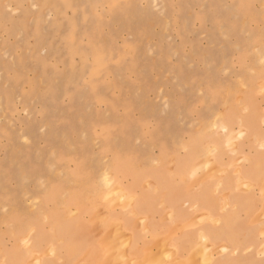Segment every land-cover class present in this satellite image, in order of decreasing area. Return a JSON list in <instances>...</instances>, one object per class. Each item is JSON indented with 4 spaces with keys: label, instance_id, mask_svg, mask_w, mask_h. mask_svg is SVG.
<instances>
[{
    "label": "rangeland",
    "instance_id": "374dc122",
    "mask_svg": "<svg viewBox=\"0 0 264 264\" xmlns=\"http://www.w3.org/2000/svg\"><path fill=\"white\" fill-rule=\"evenodd\" d=\"M96 52L104 56L99 68ZM263 55L264 0H0V264H25L28 249L61 264H85L67 257L75 251L68 242L80 246L89 235L100 240L104 218L112 227L121 222L114 228L125 236L111 239L115 246L119 237L122 249L113 246L99 260L105 263L112 251L116 259L111 253L107 261H127L123 216L146 220L134 213L141 192L167 207L164 193L186 184L189 146L196 156L211 149L193 172L222 175L225 168L212 167L227 152L243 180L242 145L250 137L243 119L256 113L264 125ZM110 167L117 174L111 173L112 185L117 180L134 194L130 204L111 184L110 192L103 188ZM256 187L264 204V186ZM97 190L109 192V205H99L96 219L76 198ZM55 212L68 230V246L59 251L44 241L54 239L44 234L54 231L46 215ZM203 238L190 264L212 263L214 252L237 255ZM155 240L139 264L146 258L147 264L177 263L165 239ZM255 250V264L264 263V239Z\"/></svg>",
    "mask_w": 264,
    "mask_h": 264
},
{
    "label": "crops",
    "instance_id": "0c3cea01",
    "mask_svg": "<svg viewBox=\"0 0 264 264\" xmlns=\"http://www.w3.org/2000/svg\"><path fill=\"white\" fill-rule=\"evenodd\" d=\"M259 116L256 113L246 116L252 117V122L247 125L250 137L242 145L243 153L248 158L240 167L243 180H240L236 173L237 168L232 164V156L226 155L225 152V154L221 153L217 166L212 167L225 168V173L215 175L211 169L193 172L195 168L188 173L186 184L182 189H171L167 192V207H159L158 197L154 199L149 193L141 192L140 196L138 195L136 200L142 197L145 200L137 205L136 211L137 214L146 217V220L141 223L140 217L135 215L123 216L122 225L129 231L128 234L126 233L129 237L126 256L129 257L127 256L128 263L121 261L118 264H134L132 260L143 257V253L154 243V239L164 237L167 233L171 238H167L170 237L168 234L169 236H165L164 239L168 240L167 243L174 256L173 260L177 263L162 264H190L187 258L192 249L203 242L204 236L217 247L225 243L234 254L237 253V255H216L214 252V261L204 264L256 263L258 251L255 249L264 239L261 235V231L264 230L263 195L258 194L256 187L260 184L264 186V149H260L258 145L259 141L263 140L261 137L264 136V125H261ZM245 184L255 187L242 188ZM98 242V238L89 235L87 240L84 238L80 243L79 249H75L72 254L67 251V257H75L74 260L80 257L79 259L85 264H90L91 260V264H99V258H103L105 253ZM245 249H250V254H242ZM61 256L65 257L63 253ZM185 257L186 260L178 261Z\"/></svg>",
    "mask_w": 264,
    "mask_h": 264
},
{
    "label": "bare ground",
    "instance_id": "6f19581e",
    "mask_svg": "<svg viewBox=\"0 0 264 264\" xmlns=\"http://www.w3.org/2000/svg\"><path fill=\"white\" fill-rule=\"evenodd\" d=\"M92 50L93 51H99V49L97 48V47H93L92 48ZM94 53V52H93ZM98 54V55H97ZM97 55V56H96ZM96 67H100L101 65H103V63H104V56H101L102 54H99V52H96ZM264 56V55H263ZM243 105H245V103L243 104ZM229 116V115H228ZM227 116V117H228ZM230 117V116H229ZM252 118V117H251ZM250 117H246L245 119H243L245 122H246V124H251V122H252V119H251ZM229 120V121H228ZM232 120V119H231ZM253 120H254V118H253ZM227 121H228V123H231V122H234V121H231L230 122V119L229 118H227ZM232 125V124H231ZM226 127V126H225ZM231 128V127H230ZM217 139H218V137H215V136H213V138L211 139V140H213V142L212 143H215V144H213V147H215L216 146V148H218V144H219V142L217 141ZM195 141V140H194ZM194 143V142H193ZM192 143V144H193ZM190 144V143H189ZM212 147V148H213ZM204 149V148H203ZM209 151H211V149H209ZM208 150H203V151H201L199 154H197V156H196V153H197V149L195 148V146L194 145H192V146H189V151H188V154L187 155H189L188 157H187V155H186V157L187 158H189V157H194V158H192V159H187L186 158V164H184V167H183V171L184 172H187V173H189V172H192L193 170H194V168H196V165L198 164L199 165V161H198V158H201L202 157V155L204 154H206L207 152H209ZM214 151V150H213ZM217 152V151H216ZM219 152V151H218ZM203 155V156H204ZM201 156V157H200ZM173 158H174V156H173ZM176 159L174 158V161H175ZM198 161V162H197ZM201 161V160H200ZM206 161V160H205ZM128 163V162H127ZM173 163V162H172ZM202 164V163H201ZM203 164H204V162H203ZM177 165V164H176ZM178 166V165H177ZM126 167V166H125ZM129 167V166H128ZM201 167V166H200ZM203 167H204V165H203ZM202 167V168H203ZM169 168V167H168ZM177 168V167H176ZM211 168V167H210ZM109 169V172H107V173H109L110 174V176H109V174H107L106 172H105V177L104 178H102V180H103V182H102V184L104 185V189H105V187H106V189L110 192V184L112 185V180H113V178L112 179H110V177H111V173H112V170H111V167L110 168H108ZM128 170V169H127ZM131 170H133V169H131ZM173 171H174V169H173ZM172 171V172H173ZM177 171H179V170H177ZM118 172V171H117ZM165 172H166V170H165ZM113 175H117V174H114V173H112ZM171 174V173H170ZM178 174H179V172H178ZM162 175V174H161ZM101 176H102V173H101ZM168 176V175H167ZM114 177V176H113ZM118 177V176H117ZM149 177H151L152 178V176H149ZM148 177V178H149ZM158 177H159V175H158ZM157 177V178H158ZM162 177V176H161ZM137 178V177H136ZM171 178V177H170ZM185 178V177H184ZM132 179V178H131ZM162 179V178H161ZM160 179V180H161ZM172 179V178H171ZM100 180H101V178H100ZM149 180V179H148ZM159 182V181H158ZM169 183L171 182V180L170 181H168ZM201 182V181H200ZM119 182L116 180V184H114V186L111 188L112 190H114V189H116V193L120 196V197H123V198H128V196H130L129 197V199H126V202L128 201V203L130 204L131 202H133V200L135 199L134 198V194H130L131 192H130V190H128L127 188H125V187H122V186H120L119 184H118ZM128 183V182H127ZM153 183V182H152ZM172 183V182H171ZM170 183V184H171ZM125 184V183H124ZM167 184V183H166ZM169 184V185H170ZM118 185V187H116ZM123 185V184H122ZM168 185V186H169ZM173 185V183L171 184V186ZM150 186V185H149ZM148 186V187H149ZM159 186V185H158ZM157 185L155 186V189L158 187ZM165 186V185H164ZM167 186V185H166ZM139 187V186H138ZM148 187H146V188H148ZM151 187V186H150ZM149 187V188H150ZM114 188V189H113ZM132 188V187H131ZM147 189V190H150V189ZM164 188V187H163ZM162 188V189H163ZM204 188V187H203ZM209 188V187H208ZM160 188H157L156 190H159ZM107 190H106V192H102V191H104V190H97V191H95V192H91V191H87L86 193H83V195H80L78 198H76L77 199V204H79L80 206H83L84 208H81V211H88L91 215H92V217L93 218H96L95 216H101V210H99V208L101 207H99V205H104V207H108V205H109V192H107ZM140 190V189H139ZM144 190V189H143ZM156 190H154L155 192H156ZM166 191V190H165ZM165 191H163V193L165 192ZM169 191V190H168ZM167 191V192H168ZM174 191V190H173ZM152 192V191H151ZM135 193H137V192H135ZM140 193V192H139ZM143 193V192H142ZM158 193H159V191H158ZM178 193V192H177ZM85 194V195H84ZM86 194H88V195H86ZM116 194V195H117ZM164 194H167L166 192L164 193ZM173 194V193H172ZM111 196L110 197H112L114 194H113V192L110 194ZM133 195V196H132ZM144 195H146V194H144ZM160 195V194H159ZM140 196V195H139ZM163 196V195H162ZM161 196V198H162V200H163V197ZM165 196V195H164ZM228 197V196H227ZM122 198V199H123ZM160 198V197H159ZM117 199V198H116ZM101 200H103L104 202H102ZM118 200L119 199H117V201H115V202H118ZM145 199L142 197V198H140L139 199V201L138 200H136V203L137 204H140V203H142L143 201H144ZM111 201H114V199H112ZM121 202H122V200H120ZM119 201V202H120ZM80 202L82 203V204H80ZM101 202V203H100ZM111 203H114V202H111ZM124 203V202H123ZM136 203H135V207H136ZM200 203V202H199ZM114 204H117V203H114ZM214 205V204H213ZM79 206V207H80ZM103 207V206H102ZM132 207V206H131ZM114 209V208H113ZM128 209H129V207H128ZM135 209V208H134ZM136 209H137V207H136ZM136 209H135V212L134 213H137V211H136ZM173 211V210H172ZM103 212V211H102ZM174 213V212H173ZM52 215L51 216H49L48 217V214L46 215V218L47 219H51L52 221H53V228H55L54 229V231H51L48 235L47 234H44L45 236H47V238L48 237H54V239H47V240H44V241H48L49 240V243L48 242H46L47 244H49V245H47V247L49 246L50 247V249L52 250V251H59V246L61 247V248H63L62 246H61V244H64L65 243V241H66V238H67V236L65 235V233H67V224L65 223H62V224H60L61 222V220H60V218H58V217H54V216H57V215H59V212H55V213H51ZM170 214V213H169ZM64 215H66V214H63L62 216H64ZM106 215V214H105ZM108 215V214H107ZM206 216V215H205ZM104 217H106V216H103V217H99V218H104ZM111 217V216H110ZM140 217V216H139ZM195 217V216H194ZM91 218V217H90ZM210 218V217H209ZM97 219V218H96ZM111 219V218H110ZM102 220V219H101ZM104 223H103V225H104V232H103V234H102V232H101V234L100 235H102V238L100 237V240H99V246H100V248H101V250L105 253L106 252V250H108V249H110V248H112L114 245H112V244H114V243H112V241L113 240H111V239H115V237L114 236H120V233H118V232H120V230L119 231H116V229H120V227H118V228H114V227H117L116 225L118 224V223H121V222H117V223H115L114 222V224H115V226H110V224L111 225H113V222L111 221V223H110V221H109V219H107V218H104ZM200 221V220H199ZM198 221V222H199ZM202 221V220H201ZM220 221V220H219ZM66 222H67V220H66ZM68 223V222H67ZM141 223H143V222H141ZM129 225V224H128ZM190 225V224H189ZM141 227V226H140ZM195 227V226H194ZM33 228H34V226H33ZM27 229H29V231L32 229V224L31 223H27ZM113 229H115V230H112ZM123 229V228H122ZM108 230H111V231H108ZM108 231V232H107ZM115 231V232H114ZM121 231H124V230H121ZM178 231V230H177ZM33 231H30V232H28L29 234L30 233H32ZM109 232H111L110 234L112 235V233H113V236H111L110 234H109ZM171 232V231H170ZM118 233V234H117ZM125 233H126V231H125ZM28 234V235H29ZM34 234V233H33ZM60 234V235H59ZM62 234H64V236L61 238L60 236L62 235ZM109 234V235H108ZM127 234H128V232H127ZM169 233H167L165 236L167 237V235H168ZM68 235V234H67ZM123 235V234H122ZM170 235V234H169ZM168 235V236H169ZM30 236V235H29ZM58 236L60 237L59 239H61L62 241H61V243H59L58 242V239H56L55 237H57L58 238ZM110 236V237H109ZM125 236V235H124ZM124 236H120V239H121V237H123L124 238ZM127 236V235H126ZM165 236L163 237V236H160V239H159V237H158V239L156 238V240H161V238L163 239V238H165ZM35 236H33V238H34ZM112 237V238H111ZM205 237V236H204ZM30 238V237H29ZM167 238H171V235H170V237H167ZM42 239H45L44 238V236H43V234L42 233H39L38 234V238L36 239V241L37 242H39V243H41V241H42ZM69 239V238H68ZM67 239V240H68ZM131 239V238H130ZM116 240H118V242H121L122 243V241L121 240H119V237H118V239H116ZM116 240H114V241H116ZM129 240V239H128ZM155 240V241H156ZM205 240H207V239H205ZM158 241H157V243H158ZM204 241V240H203ZM43 242V241H42ZM71 242L72 241H70V243L68 242V245H69V248H70V250H74V249H79L78 248V246H76L75 244H77V243H75L74 245H72L71 244ZM117 241H116V244L118 243ZM168 241H166V239H165V244L167 243ZM205 242V241H204ZM207 242H208V240H207ZM45 243V244H46ZM160 243V245L158 244V246H163L164 245V243L163 242H159ZM44 244V245H45ZM115 244V248H117V249H119V248H121L122 249V247H119L118 246V244H120V243H118L117 245ZM205 244H206V242H205ZM43 245V246H44ZM64 245H67L66 243L64 244ZM67 245V246H68ZM203 245V244H202ZM210 245V244H209ZM126 246V245H125ZM125 246H123L124 248H125ZM183 246V245H182ZM208 246V245H207ZM80 247V246H79ZM184 247H185V245H184ZM61 248H60V250H61ZM207 248V247H206ZM205 248V249H206ZM217 248V247H216ZM113 249V248H112ZM120 249V250H121ZM160 249H162V248H159V251H161ZM225 249H226V246H225ZM225 249H223V250H225ZM27 250V249H26ZM86 250V249H85ZM114 250V249H113ZM119 250V251H120ZM162 250H164V248L162 249ZM175 250V249H174ZM45 251H46V249H45ZM45 251H44V253H45ZM121 251H123V250H121ZM155 251V250H154ZM158 251V252H159ZM165 251H166V248H165ZM222 251V250H221ZM97 252H98V250H97ZM124 252V251H123ZM184 252V251H183ZM86 253V252H85ZM112 253V251H110L109 253H108V255H110ZM125 253H126V251H125ZM192 253V252H191ZM123 254V253H122ZM127 254V253H126ZM146 255H147V253H145ZM151 253H150V251H149V253H148V255H150ZM156 254H158V253H156ZM41 255V254H40ZM85 255V254H84ZM92 255V254H91ZM95 255V254H94ZM97 255H98V253H97ZM100 255V254H99ZM108 255H107V257H106V261H107V259H110L111 257H113L114 256V259H116L115 258V256H117V255H113V253H112V255H110L109 256V258H108ZM152 256H151V258L152 257H154V258H157L155 255H153V254H151ZM56 256H58L59 257V253L56 255ZM128 256V255H127ZM127 256H126V258H127ZM160 256V254L158 255V257ZM32 257H34L32 260H34L35 258V261L33 262H31L30 261V259ZM92 257V256H91ZM94 258H95V256H93ZM123 257H125V254H124V256ZM129 257V256H128ZM146 257V256H145ZM148 257V259H149V257L150 256H147ZM172 257V256H171ZM177 257V256H176ZM175 257V258H176ZM15 258V256L13 255V259ZM126 258H124V259H126ZM170 258V257H169ZM168 258V259H169ZM173 258H174V256H173ZM56 259H57V257H56ZM56 259H55V261H53L52 260V258L49 260H47V259H43L42 258V255L41 256H38V255H34L33 254V252L30 250V249H28L27 251H26V256H25V259H24V263L25 264H29V262H31V263H33V264H55V262H56ZM87 259V258H86ZM89 259V258H88ZM113 259V258H112ZM122 259V258H121ZM144 259V258H143ZM165 259H166V256H165ZM118 260V259H117ZM117 260L116 261H107V262H109V264L110 263H113V262H117ZM129 260V259H128ZM130 260H132V258L130 259ZM134 260V259H133ZM105 261V263L103 262V260L102 259H100V261H99V264H106L107 262ZM119 261H120V259H119ZM122 261V260H121ZM138 261H140V260H138L137 259V262ZM146 264H147V261H149V260H147V258H146ZM169 261V260H168ZM88 262V261H87ZM144 262V261H143ZM186 262V261H185ZM191 262V261H190ZM194 262V261H193ZM192 262V263H193ZM85 263V262H84ZM92 263V260H91V262H90V264ZM118 263V262H117ZM127 263H128V261H127ZM140 262H138L137 264H139ZM142 263V262H141ZM191 263V264H192ZM199 263H200V261H199ZM83 264V263H82ZM108 264V263H107ZM150 264V263H149ZM182 264V263H181Z\"/></svg>",
    "mask_w": 264,
    "mask_h": 264
}]
</instances>
